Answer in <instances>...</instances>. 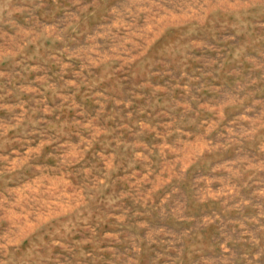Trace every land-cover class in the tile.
I'll return each instance as SVG.
<instances>
[{
  "label": "rangeland",
  "instance_id": "1",
  "mask_svg": "<svg viewBox=\"0 0 264 264\" xmlns=\"http://www.w3.org/2000/svg\"><path fill=\"white\" fill-rule=\"evenodd\" d=\"M0 264H264V0H0Z\"/></svg>",
  "mask_w": 264,
  "mask_h": 264
}]
</instances>
